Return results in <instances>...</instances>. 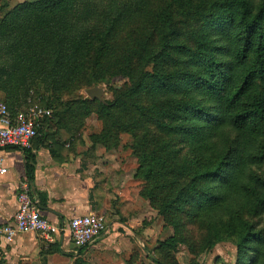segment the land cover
Instances as JSON below:
<instances>
[{"label":"trees","instance_id":"obj_1","mask_svg":"<svg viewBox=\"0 0 264 264\" xmlns=\"http://www.w3.org/2000/svg\"><path fill=\"white\" fill-rule=\"evenodd\" d=\"M145 20L153 30L135 31L121 47L120 36ZM109 74L130 85L112 102L83 101L79 113L96 103L113 128L121 123L116 107L132 115L138 174L164 192L160 213L203 226L207 252L231 243L234 264H264V0H168L159 12L152 0H36L0 19V101L13 116L35 91L49 95L53 110L65 93ZM134 113L165 136L155 150ZM72 117L53 110L45 121L74 139ZM24 154L33 182L35 155ZM179 242L185 238L168 244Z\"/></svg>","mask_w":264,"mask_h":264},{"label":"rangeland","instance_id":"obj_2","mask_svg":"<svg viewBox=\"0 0 264 264\" xmlns=\"http://www.w3.org/2000/svg\"><path fill=\"white\" fill-rule=\"evenodd\" d=\"M34 1L36 0H0V19L18 3ZM167 2L168 0H152V9L159 12ZM145 29L147 33L148 30H153V25L148 20L134 24L120 36L119 45H127L135 31L143 32ZM129 85L127 77L109 74L95 86L104 88V103H107L115 100L117 90H123ZM88 88L82 87L65 93L62 100L53 107L54 115L63 110L74 111L72 120L77 123L78 128L73 135L74 140L81 145L85 157L95 162L106 160V164L113 169L112 178L108 177L112 182L110 185H116L117 179L122 177L123 204L120 208L117 207L118 204L114 206L115 210L121 213L118 216L99 213L105 216L110 229L108 234L101 236L105 240L98 241L100 246L84 252L81 256L76 255V248L69 247L63 250L65 255H62L61 260L58 256L55 264H79L78 260H82V264H157L158 260L168 264H234V245L219 244L207 252L203 247L207 235L203 226L179 214L167 217L160 213L158 204L162 202L164 192L156 187L155 180L147 181L139 175L141 149L136 148L137 139L130 132L132 115L126 116L116 107L118 109H115L113 114L121 118V123L120 127L113 128L114 123L110 116L96 112V103H90L89 114L79 113L82 102L92 99L86 93ZM48 96L40 90L35 91L25 109L45 107ZM134 115V118L140 117L141 127L137 131L139 136L149 135L156 139L155 145L151 146L148 152L155 150L158 138L163 139L165 136H161L155 125L144 116L138 113ZM108 130L110 132H107ZM162 180L172 183L174 178L167 175ZM177 222L179 228L176 226ZM179 237L185 238L186 242H179L174 247L168 244L170 238ZM71 254L73 256H70ZM64 258L67 263H64Z\"/></svg>","mask_w":264,"mask_h":264},{"label":"crops","instance_id":"obj_3","mask_svg":"<svg viewBox=\"0 0 264 264\" xmlns=\"http://www.w3.org/2000/svg\"><path fill=\"white\" fill-rule=\"evenodd\" d=\"M40 129V137L31 148L35 155L33 182L29 181L27 175L25 149L5 150L4 158L9 171L0 178V224L13 222L18 208L17 194L20 185L25 182L29 183L33 196L39 200L41 213L54 223L67 222L90 212L110 216L121 214L114 206L118 204L120 208L123 204L122 177L117 179L116 185H110L112 182L108 177L112 178L113 169L106 164V160L95 162L85 157L81 145L71 138L69 132L47 125L45 120ZM109 231L108 226L105 233ZM99 239L81 253L76 248V255L81 256L100 246L98 241L103 242L105 238ZM69 247L75 248L70 241L60 237L54 243L46 244L35 233L20 234L13 243L0 244V262L55 264L65 255L63 250ZM64 263H67L65 258Z\"/></svg>","mask_w":264,"mask_h":264},{"label":"built area","instance_id":"obj_4","mask_svg":"<svg viewBox=\"0 0 264 264\" xmlns=\"http://www.w3.org/2000/svg\"><path fill=\"white\" fill-rule=\"evenodd\" d=\"M52 116L53 110L48 107L23 109L13 116L7 105L0 101V178L9 171L5 150L32 148L43 121ZM17 204L13 222L0 224V244H11L20 234L35 233L46 244L54 243L60 237L70 241L75 248L84 249L108 230L105 216L97 212L78 215L67 222L50 221L41 213L39 200L33 196L28 182L20 185Z\"/></svg>","mask_w":264,"mask_h":264},{"label":"water","instance_id":"obj_5","mask_svg":"<svg viewBox=\"0 0 264 264\" xmlns=\"http://www.w3.org/2000/svg\"><path fill=\"white\" fill-rule=\"evenodd\" d=\"M104 92H105L104 88L99 86H94L86 90V93L90 98L97 99L101 102H105L103 97Z\"/></svg>","mask_w":264,"mask_h":264}]
</instances>
